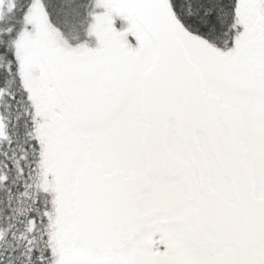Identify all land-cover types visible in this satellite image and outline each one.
Instances as JSON below:
<instances>
[{
    "label": "snow or ice",
    "instance_id": "1",
    "mask_svg": "<svg viewBox=\"0 0 264 264\" xmlns=\"http://www.w3.org/2000/svg\"><path fill=\"white\" fill-rule=\"evenodd\" d=\"M0 264H264V0H0Z\"/></svg>",
    "mask_w": 264,
    "mask_h": 264
}]
</instances>
